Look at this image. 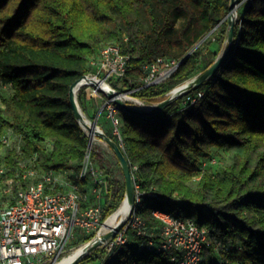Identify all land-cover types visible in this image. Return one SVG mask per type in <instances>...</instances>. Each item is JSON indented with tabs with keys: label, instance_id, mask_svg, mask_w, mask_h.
Instances as JSON below:
<instances>
[{
	"label": "trees",
	"instance_id": "1",
	"mask_svg": "<svg viewBox=\"0 0 264 264\" xmlns=\"http://www.w3.org/2000/svg\"><path fill=\"white\" fill-rule=\"evenodd\" d=\"M229 6L230 0H0V134L11 130L20 138L2 155L0 205L13 201L18 186L39 179H23L28 168L68 177L81 168L89 136L74 115L69 90L103 45L114 43L128 56L118 82L133 97L156 103L213 63L226 45ZM159 56L179 60L178 67L142 86L145 65ZM86 96L82 89L77 93L83 111ZM119 117L122 145L112 127L102 129L128 160L139 197L134 212L144 220L145 234L127 227L120 247L99 246L91 251L101 249L99 255L82 259L175 264L146 246L160 237L162 224L152 215L159 209L207 228L204 264H264V0L241 3L230 52L214 74L154 114L120 111ZM93 145L90 159L109 186L100 205L104 221L123 199L125 182L122 191L112 189L106 151ZM212 149L232 157L219 171L202 165ZM93 236L74 238L80 244Z\"/></svg>",
	"mask_w": 264,
	"mask_h": 264
},
{
	"label": "built area",
	"instance_id": "2",
	"mask_svg": "<svg viewBox=\"0 0 264 264\" xmlns=\"http://www.w3.org/2000/svg\"><path fill=\"white\" fill-rule=\"evenodd\" d=\"M127 61L128 56L122 54L116 44L103 45L99 53L90 60L91 68L80 78L76 90V95L82 89L90 98L104 100L102 108L111 122L113 133L118 135L120 145L122 140L118 124L121 110L106 93L116 91L121 97L122 94L127 95V92L118 91L113 84L124 76ZM179 62L159 56L147 63L145 74L140 77L142 86L166 79L176 70ZM128 92L130 94V90ZM196 95L200 97L202 92L198 91ZM187 100L193 103L196 96L187 97ZM84 130L89 136L88 131ZM14 139L11 130L0 134V175L5 171L1 149L9 146ZM91 145L89 138V147L82 166L74 175L73 180L76 182L66 180L62 173L51 170L28 168L21 174L23 179L33 175L39 176V179L28 186H18L12 194L13 201L0 205V264H57L59 258L64 257L68 250L70 241L75 236V228L81 229L85 235L95 232L94 237L98 235L103 224V208L99 204L82 206L86 197L79 188V180L87 178L91 181L93 193L99 194L106 188V175L90 159ZM10 182L12 181L9 180ZM55 185L63 188L49 192ZM4 192L9 194L10 186L4 188ZM136 200H139L137 193ZM152 215L162 225L158 241L147 240L146 246L149 250L163 252L175 264H204L202 251L211 240L206 227L199 226L189 218L172 216L159 209H154ZM127 227L134 229L138 235L145 234L144 220L133 210L124 227L102 246L108 251L120 247L126 239L124 230ZM216 243L218 244L217 241Z\"/></svg>",
	"mask_w": 264,
	"mask_h": 264
},
{
	"label": "water",
	"instance_id": "3",
	"mask_svg": "<svg viewBox=\"0 0 264 264\" xmlns=\"http://www.w3.org/2000/svg\"><path fill=\"white\" fill-rule=\"evenodd\" d=\"M237 0H230V6L229 11L225 16V19L228 22V32L226 37V45L222 47L221 51L217 54L215 60L213 63L208 66L203 72L191 77L190 79L180 83L179 85H176L173 87L167 94L164 99H162L159 102L153 103L151 105H144V104H131L128 103L126 99H123L120 94L116 91H108L106 93V96L110 99H112L113 103L121 110L128 113H133L137 115H151L156 112H158L161 108H163L165 105L170 103L173 99H175L178 96H181L185 94L187 91H189L192 88H196L198 85H200L205 79L209 78L212 74H214L217 69L221 66V64L224 62L226 56L230 52L231 46H232V40H233V29H234V22L237 17ZM79 80H76L71 86L69 90V99L73 108L74 115L78 119V122L83 127V129H86L89 133L93 135L99 136L108 146L111 147L114 155L116 156L119 165L121 167V171L124 177L125 182V193H124V199H127L131 203V208L128 212V214L120 218L118 222L107 232L97 235L93 238H91L89 241H87L86 249L85 251L76 257L73 261L67 263V264H76L81 257L86 255L87 253L94 250L96 247L102 246L107 240L112 239L116 236V234L124 227L125 223L127 222L128 218L131 216L134 210L135 201H136V188H135V182L133 178V174L130 170V166L128 163V160L126 156L124 155L123 151L120 148V145L117 144L114 140H112L105 132L94 122H91L88 119V124L83 116L82 110L78 104L77 101V95L76 90L79 84ZM191 80L190 85L185 87L184 89L180 90L177 93H174L173 90H175L178 87H181L187 83V81ZM139 100V99H138ZM105 221V220H104Z\"/></svg>",
	"mask_w": 264,
	"mask_h": 264
},
{
	"label": "rangeland",
	"instance_id": "4",
	"mask_svg": "<svg viewBox=\"0 0 264 264\" xmlns=\"http://www.w3.org/2000/svg\"><path fill=\"white\" fill-rule=\"evenodd\" d=\"M244 0H237L238 4H237V7H236V11L238 12L239 10V6L241 5V3L243 2ZM211 48L213 49H218L217 47H213V44L210 45ZM222 49V48H221ZM221 51V50H220ZM219 51V52H220ZM210 59L209 56H207V59L205 60V62L203 63L206 64V62H208V60ZM199 74V73H198ZM117 90L120 91L121 93H126L127 92V95L131 96V94H129L128 90H129V87L128 86H125V85H122L121 83H119V85L117 86ZM6 91H8V89H6ZM88 96V95H87ZM86 96V97H87ZM89 97V96H88ZM141 100V99H139ZM142 102H144L145 104L147 105H151L153 103H148L144 100H141ZM103 102L104 100L102 98H90L89 97V100L88 101H85V110L83 111L82 110V107H81V110L83 112V114L91 121V122H95L97 123L100 128L102 129H106V128H111V122L109 120V118L106 116V111H103L100 115V111L103 109ZM128 103H131V104H134V102H131L130 100H127ZM20 141V138L18 137L17 139H14L11 143H12V146H17L18 142ZM91 143L94 144L93 146H97V147H101L104 149V151H106V156H107V159H108V163H109V169H110V172H109V176L110 178H112V184H111V187L112 189L116 190L117 188L119 189V191H122L123 189V183H124V177L116 163V160H115V157L112 153V151L109 149V146L99 137V136H96L95 135V138L91 140ZM6 148L5 147H2L1 149V153L2 155H4V153L6 152ZM212 158L211 159H208V158H204L202 161V165L206 166V167H209L210 165H212V168L211 169H216V171H219L221 169V167H223L224 165L228 164L230 161H231V155L228 154L227 152L223 151V150H217V149H212ZM216 160H215V159ZM65 178L66 180L69 179L71 182H73L75 179L74 177H63ZM73 180V181H72ZM76 182V181H74ZM107 186L106 185V188L103 189V197H104V201L106 200L107 196ZM61 189V188H60ZM111 201V199L109 198V202ZM121 201H119L117 203V206L119 205ZM99 203V202H98ZM97 204V203H96ZM99 205H103V204H99ZM104 222V221H103ZM102 222V223H103ZM78 234V235H84V232L81 230V229H77L75 228V234ZM96 235V232L94 233ZM127 236H128V239L132 237V234L130 232H127ZM75 237V236H74ZM94 237V236H93ZM82 244V243H80ZM80 244H76L75 242V238L71 239L70 241V244L68 246V250L64 253V256L65 255H68L69 253L72 252V250L74 248H76L77 246H79ZM101 251V249H96L95 251H93L91 254L90 257H93L95 255H99V252ZM63 257V256H62ZM62 257H60L59 259H61ZM98 262V260L96 261H90V262H87L85 261L84 259H79L78 262L76 264H96Z\"/></svg>",
	"mask_w": 264,
	"mask_h": 264
},
{
	"label": "bare ground",
	"instance_id": "5",
	"mask_svg": "<svg viewBox=\"0 0 264 264\" xmlns=\"http://www.w3.org/2000/svg\"><path fill=\"white\" fill-rule=\"evenodd\" d=\"M190 82H192V81L191 80L187 81V83H185V85L176 88L175 90H173V92L174 93L179 92L180 90L189 86ZM122 97L124 99L130 100L131 102H134V104L147 105L144 102H142L141 100H138L137 98L132 97V96L122 94ZM83 116H84V118L88 124L89 123L88 118L84 114H83ZM90 134H91L90 139L91 140L94 139L95 135H93L92 133H90ZM130 208H131V203L127 199H124V197H123V199L121 200V202L119 203L117 208L105 219V221L103 222V224H102V226L99 229L97 234L101 235V234L109 231L118 222V220L120 218H123L128 214ZM86 245H87V242L80 244L79 246L74 248L71 253H69L68 255H65L63 258H61L57 264H67V263L73 261L76 257L81 255L85 251Z\"/></svg>",
	"mask_w": 264,
	"mask_h": 264
},
{
	"label": "crops",
	"instance_id": "6",
	"mask_svg": "<svg viewBox=\"0 0 264 264\" xmlns=\"http://www.w3.org/2000/svg\"><path fill=\"white\" fill-rule=\"evenodd\" d=\"M69 173H62V176L67 177ZM79 188L84 192L86 200L82 202L83 204H102L104 202V197H103V189L101 193L95 194L91 190V181L88 178L87 181L83 184H79ZM107 191V190H106ZM99 202V203H98Z\"/></svg>",
	"mask_w": 264,
	"mask_h": 264
}]
</instances>
